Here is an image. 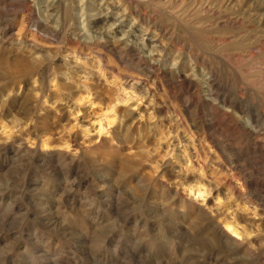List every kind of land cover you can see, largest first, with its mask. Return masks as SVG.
Masks as SVG:
<instances>
[{
  "label": "rangeland",
  "instance_id": "374dc122",
  "mask_svg": "<svg viewBox=\"0 0 264 264\" xmlns=\"http://www.w3.org/2000/svg\"><path fill=\"white\" fill-rule=\"evenodd\" d=\"M51 1L0 0V264H264V151L255 145L264 142V124L256 141L242 127L247 117L239 110L235 115L228 112L232 122L211 110L220 107L217 101L196 106L205 96L200 79L207 72L196 61L200 56L219 67V82L228 83L222 94L228 92L252 113L264 112V0H201L209 3V12L194 10V0L174 6L167 0L133 4L131 10L163 24L169 59L164 65L184 68L188 81L200 86L195 95L160 71L142 90L125 83L126 78H147L144 60L122 47L130 39L123 33L136 25L127 11L130 0H109L118 21L109 20L104 31L95 21L108 0H67L76 15L65 33L59 32L61 17ZM86 3L91 5L84 9ZM230 17L231 24L225 21ZM37 19H47L50 30L37 33ZM120 22V35L112 36ZM94 24L95 30L88 33ZM142 34L134 33L138 45L150 36L143 40ZM106 39L105 45H90ZM219 39L229 41L219 48ZM17 40L23 41V49ZM30 42L41 52L35 53ZM143 47L149 57V46ZM33 55L44 56L49 69L34 64ZM44 71L52 77L42 95L34 86ZM87 85L106 99L91 95L78 100ZM117 97L126 100L118 104L125 119L119 113L116 122L107 125L111 116L105 102ZM213 118L214 127L207 126ZM65 144L76 149L77 159L48 157L51 151H67ZM190 184L210 190L204 201L196 200L198 191L189 190ZM224 219L238 224L239 236L231 235L244 242L242 247L220 243L213 236L212 225L226 230Z\"/></svg>",
  "mask_w": 264,
  "mask_h": 264
},
{
  "label": "bare ground",
  "instance_id": "6f19581e",
  "mask_svg": "<svg viewBox=\"0 0 264 264\" xmlns=\"http://www.w3.org/2000/svg\"><path fill=\"white\" fill-rule=\"evenodd\" d=\"M4 1V0H3ZM9 1V0H8ZM36 1V0H35ZM50 1V0H49ZM72 1V0H71ZM74 1V0H73ZM112 1V0H111ZM115 1V0H114ZM154 0H140V2H138V1H135V0H130V4L127 6V11H129V14L128 15H134V17H135V20H136V25L135 26H133V28L131 29V30H128V31H126V33H123V34H127V36H128V38H130V39H127V41H123L122 42V44H123V46L122 47H124V48H126V49H128V50H130V51H132V52H135V54H137L138 56H140V58L142 59V60H144V64H145V66H146V70H144L143 72H144V74L147 76V78H144V80H143V77H142V79H137V78H131L130 80L129 79H125V83H127V84H129L131 87H137L138 89L139 88H141V90L142 89H144V88H146V81H148L149 80V78L152 76V74H156V72H162L163 74H165V75H167V77H169V79L173 82V83H178V82H180L183 86H186V88H187V92L189 93V94H196L197 92H198V87H200V86H198V85H195L194 83V81H188V75H186L184 72H183V69H181V68H179L177 65L179 64L178 62V64H174V65H176L177 67L176 68H173L172 66H170V65H164L166 62H168L169 61V59H167L168 58V55H167V51H166V48L167 47H165V45L163 44V37H162V33H163V30H164V28L165 27H163L161 24H158V23H156L155 22V20H154V18H153V16H148L147 18H146V15L144 14H141V13H138L136 10H134V8H133V10H131V8L133 7V4L135 3L136 5H141V3H150V2H153ZM167 1H169V4L170 5H172V6H174L177 2H181L182 4L184 3V0H167ZM191 1V0H190ZM189 1V2H190ZM7 2V1H6ZM5 2V3H6ZM76 2H78V0H76ZM106 3V5L107 6H105L104 8L101 6V9H100V14H101V17L99 18V19H97L96 21H95V23L96 24H98L99 22H101L102 24H103V27L101 26V29L104 31V29L106 28V26H105V24L109 21V20H111V19H113V21L114 22H117L118 21V18H117V15H115V14H113V10H112V6H111V4H112V2H110L109 0L108 1H105ZM208 2H209V0H208ZM3 3V2H2ZM114 3V2H113ZM116 3V2H115ZM114 3V4H115ZM154 3V2H153ZM165 3V2H164ZM163 3V4H164ZM186 3V2H185ZM191 3H193L192 1H191ZM190 3V4H191ZM13 4H15V3H13ZM26 4H28V3H26ZM74 4V3H73ZM79 4V3H78ZM78 4H76V5H78ZM178 4V3H177ZM181 4V5H182ZM189 4V3H188ZM9 5V4H8ZM29 5V4H28ZM32 5V4H31ZM49 5L51 6V8H52V10L53 11H55V10H57L58 11V14H59V16L61 17V23H60V27H59V32L61 31V32H66L67 30H69L70 29V27H71V20H72V17H73V15H76V14H71V9H70V4H69V2L67 1V0H52L50 3H49ZM48 5V6H49ZM89 5H91V4H89V3H86V6L85 7H83L84 9H86ZM146 5H148V4H146ZM211 5V4H210ZM17 6V5H16ZM23 6V5H22ZM33 6V5H32ZM82 6V5H81ZM120 6H121V3H120ZM120 6H119V8H120ZM126 6V5H125ZM169 6V5H168ZM18 7V6H17ZM26 7H28V6H26ZM155 7V6H154ZM157 7H159V6H157ZM193 7H194V10H198V11H200V12H209V8H211V6L209 7V3H203V1H201V0H194V3H193ZM213 7V6H212ZM35 8V7H34ZM46 8H48V7H46ZM98 8V7H97ZM96 7H95V9H97ZM115 9H118V6H115L114 7ZM170 8V7H169ZM183 8V7H182ZM215 8V7H214ZM28 10V13H30L31 11L33 12V10H32V8L31 7H28L27 8ZM125 9V8H124ZM162 9V8H161ZM163 9H164V7H163ZM213 9V8H212ZM73 10V9H72ZM76 10V9H75ZM111 10V11H110ZM171 10H172V8H171ZM193 10V11H194ZM214 10V9H213ZM36 11V10H35ZM48 11V10H47ZM150 11V10H149ZM167 11V10H166ZM216 11V10H215ZM31 12V13H32ZM49 12V11H48ZM47 12V13H48ZM110 12V13H109ZM117 12V11H116ZM115 12V13H116ZM172 12V11H171ZM173 12H174V10H173ZM2 13V12H1ZM28 13H25V14H27L28 15ZM46 13V14H47ZM56 13V12H55ZM168 13V12H167ZM176 13V12H175ZM178 13V12H177ZM177 13H176V15H177ZM199 13V12H198ZM197 13V14H198ZM51 14V13H50ZM108 14H110V15H108ZM121 14H123V15H126V13H125V11L123 12V13H121ZM120 13H119V15H121ZM157 14V13H156ZM165 14V13H164ZM216 14H217V12H216ZM220 14V13H219ZM225 14V13H224ZM1 15V14H0ZM26 15V16H27ZM52 15H55L53 12H52V14H51V16ZM57 15V14H56ZM151 15V14H150ZM188 15H189V13H188ZM222 15V14H221ZM10 16V15H9ZM32 16V15H31ZM169 16V15H168ZM180 16V15H179ZM218 16V15H217ZM228 16H229V14H228ZM11 17V16H10ZM28 17H29V15H28ZM46 17V16H45ZM126 17V16H125ZM128 17V16H127ZM126 17V19H128ZM173 17H175V20H176V16H173ZM172 17V18H173ZM194 17H196V16H194ZM194 17H193V19H194ZM221 17V16H220ZM8 18V17H7ZM30 18V17H29ZM33 18H34V14H33ZM49 18V17H48ZM54 18V17H53ZM75 18H76V16H75ZM156 18V17H155ZM172 18H171V20H172ZM183 18V17H182ZM182 18H180V19H182ZM186 18V17H185ZM189 18V17H188ZM198 18V17H197ZM213 18V17H212ZM233 18V17H232ZM36 19V18H35ZM35 19H34V21H35ZM125 19V18H124ZM160 19H161V17H160ZM166 19V18H165ZM187 19V18H186ZM200 19H204V18H200ZM234 19V18H233ZM2 20V19H1ZM45 20V19H44ZM159 20V19H158ZM162 20V19H161ZM174 20V19H173ZM197 20H199V19H197ZM197 20H194L193 22H195V21H197ZM216 20V19H215ZM76 21V20H75ZM112 21V22H113ZM125 21V20H124ZM166 21V20H165ZM177 21V20H176ZM227 23H232L234 20H232L231 19V17L230 18H228V19H226L225 20ZM30 22V21H29ZM50 22V21H49ZM192 22V21H191ZM190 22V23H191ZM199 22V21H198ZM200 22H202V21H200ZM219 21H217V23H218ZM222 22V21H221ZM236 22H238V20H236ZM24 23V22H23ZM34 23V22H33ZM56 23H58V22H56ZM76 23V22H75ZM75 23H73V24H75ZM185 23V22H184ZM203 23V22H202ZM201 23V24H202ZM28 24V23H27ZM96 24H94V25H92V27L90 26V27H88L86 30L88 31V33H91L92 31H93V29L95 30V28H96ZM112 24V23H111ZM179 24H181V22L179 23ZM185 24H187V21H186V23ZM205 24V23H204ZM220 24V23H219ZM224 24V23H223ZM234 24V23H233ZM9 25V24H8ZM25 25V24H24ZM30 25V24H29ZM145 25V28H147V29H145L143 26ZM199 25V24H198ZM5 26V25H4ZM23 26V25H22ZM27 26V25H26ZM57 26V25H56ZM74 26H76V24L74 25ZM100 26V25H99ZM110 26V25H109ZM179 26V25H178ZM184 27H185V25H183ZM196 26V25H195ZM221 26V25H220ZM226 26V25H225ZM237 26V25H236ZM23 27H25V26H23ZM23 27H22V29H23ZM50 25H48L47 24V19H46V21L45 22H43V20L41 21L40 19H37V21H36V23H35V31L37 32V33H39V32H46V31H48V30H50ZM77 27H79V26H77ZM111 27V26H110ZM123 27H124V23L123 22H120V25L118 26V27H116V29H114V31L112 32L113 33V35L112 36H114V34H119V32L123 29ZM9 28V27H8ZM169 28V27H168ZM186 28V27H185ZM197 28V27H196ZM204 28V27H203ZM202 27H201V30L203 29ZM205 28H206V26H205ZM6 29V28H5ZM4 29V30H5ZM57 29V28H56ZM84 29V28H83ZM83 29H81V30H83ZM98 29V28H97ZM200 30V31H201ZM9 31V30H8ZM166 31V30H165ZM164 31V32H165ZM188 31V30H187ZM218 31V30H217ZM6 32V31H5ZM57 32H58V30H57ZM68 32V31H67ZM143 33L142 34V39L144 40V36H146V35H148V34H150V36H148L147 37V39H146V43H144V44H139L138 45V42H139V39H137L135 36H134V33ZM149 32H152V33H149ZM190 32V31H189ZM205 32V31H204ZM7 33V32H6ZM49 33V32H48ZM104 33V32H103ZM102 33V34H103ZM106 33V32H105ZM108 33H110V32H108ZM176 33V32H175ZM197 33V32H196ZM4 34V33H3ZM44 34V33H43ZM47 34V33H46ZM51 34V33H50ZM63 34V33H62ZM61 34V35H62ZM94 34V33H93ZM190 34V33H189ZM198 34V33H197ZM205 34V33H204ZM34 35V34H33ZM65 35V34H64ZM91 35V34H90ZM95 35V34H94ZM120 35V34H119ZM175 35V34H174ZM191 35V34H190ZM196 35V34H195ZM202 35V34H201ZM211 35V34H210ZM7 36H9V35H7ZM59 36V35H58ZM68 36V35H67ZM102 36V35H101ZM118 36V35H117ZM127 36H126V38H127ZM137 36V35H136ZM139 36H140V34H139ZM194 36V35H193ZM200 36V35H199ZM204 36V35H203ZM224 36L226 37V34L224 33ZM228 36V35H227ZM87 37H89V35L87 36ZM97 37V36H96ZM105 37V36H104ZM109 37V36H108ZM123 37V36H122ZM167 37H170V36H167ZM209 37V36H208ZM4 38V37H3ZM7 38V37H6ZM23 38H25V37H23ZM94 38V37H93ZM98 38H99V36H98ZM103 38V37H102ZM124 38V37H123ZM132 38V39H131ZM18 39V38H17ZM20 39V38H19ZM88 39V38H87ZM99 39H101V38H99ZM105 39V38H104ZM116 39V38H115ZM120 39V38H119ZM165 39V38H164ZM173 39V38H172ZM194 39V38H193ZM197 39V38H196ZM227 39H228V37H227ZM24 40V39H23ZM37 40V39H36ZM66 40V39H65ZM103 40V39H102ZM107 40H109V39H106V40H104V42L103 43H101L100 44V42L99 41H94L93 43H91L90 42V45H92V44H99V45H105V43L106 42H108ZM111 40H114V39H111ZM110 40V41H111ZM162 40V41H161ZM202 40V39H201ZM210 40V39H209ZM120 41V40H119ZM194 41H196V40H194ZM211 41V40H210ZM209 41V42H210ZM214 41H217V40H214ZM229 41V40H228ZM228 41H225V40H221L220 41V39H219V41H217V42H219L218 44H219V48H222V47H224L225 45H226V42H228ZM235 41V40H234ZM245 41V40H244ZM17 42L19 43V46H20V48L21 49H23L24 48V45H22V43H23V41L22 42H20L19 40H17ZM67 42V41H66ZM65 42V43H66ZM75 42V41H74ZM116 42V41H115ZM170 42V41H169ZM198 42H199V40H198ZM197 42V43H198ZM1 43V42H0ZM32 45H31V48H32V50L33 51H35V53H37L38 54V48L40 47V46H38V44H36L35 42H30ZM141 43V42H140ZM177 43V42H176ZM179 43V42H178ZM196 43V42H195ZM215 43V42H214ZM12 44V43H11ZM64 44V43H63ZM117 44V43H116ZM115 44V45H116ZM172 44V43H171ZM170 44V45H171ZM210 44V43H209ZM252 44V43H251ZM256 44V43H255ZM264 44V43H263ZM69 45H70V43H69ZM77 45V44H76ZM79 45V44H78ZM114 45V44H113ZM142 45V46H141ZM143 45L145 46V45H148L149 47V51H148V55H149V57H146V56H144V47H143ZM179 45V44H178ZM180 45H182L181 43H180ZM185 45V44H184ZM189 45V44H188ZM210 45H212V44H210ZM213 45H215V44H213ZM231 45V44H230ZM63 46V45H62ZM168 46V45H167ZM173 46V45H172ZM229 46V45H228ZM30 47V46H29ZM67 47V46H66ZM74 47V46H73ZM80 47V46H79ZM89 47V46H88ZM94 47V46H93ZM92 47V48H93ZM183 47V46H182ZM214 47V46H213ZM233 47V46H232ZM246 47V46H245ZM255 47V46H254ZM28 48V47H27ZM82 48V47H81ZM104 48V47H103ZM110 48V47H109ZM173 48V47H172ZM184 48V47H183ZM189 48V47H188ZM215 48V47H214ZM217 48V47H216ZM231 48V47H230ZM234 48V47H233ZM237 48V47H236ZM239 48H241V47H239ZM259 48V47H258ZM70 49V48H69ZM179 47H178V51H179ZM201 49H202V47H201ZM242 49V48H241ZM246 49V48H245ZM26 50V49H25ZM53 50V49H52ZM71 50V49H70ZM118 50V49H117ZM184 50V49H183ZM211 51H212V49H210ZM217 50H219V49H217ZM217 50H215V52L217 51ZM226 50V49H225ZM231 50V49H230ZM235 50V49H234ZM233 50V51H234ZM251 50V49H250ZM257 50H259V49H257ZM262 50V49H261ZM168 51H170V50H168ZM188 51V50H187ZM228 51V50H227ZM235 51H238V49L237 50H235ZM246 51H247V49H246ZM21 52V51H20ZM39 52H41V51H39ZM52 52V51H51ZM55 52V51H54ZM79 52V51H78ZM116 52V51H115ZM125 52H126V50H125ZM124 52V53H125ZM171 52V51H170ZM173 52V51H172ZM189 52V51H188ZM187 52V53H188ZM199 52V51H198ZM203 52H205V51H203ZM259 52H260V50H259ZM45 53V52H44ZM117 53V52H116ZM143 53V54H142ZM176 53V52H175ZM174 53V54H175ZM213 53V52H212ZM211 53V54H212ZM217 53V52H216ZM223 53V52H222ZM227 53V52H226ZM32 54V53H31ZM75 54H76V52H75ZM118 54V53H117ZM121 54V53H120ZM171 54H173V53H171ZM178 54H180V53H178ZM185 54V53H184ZM184 54H183V56H184ZM196 54V53H195ZM206 54V53H205ZM209 54H210V52H209ZM214 54V53H213ZM224 54V53H223ZM229 54H230V52H229ZM229 54H227V56H230ZM239 54V53H238ZM249 54V53H248ZM60 55V54H59ZM68 55V54H67ZM137 55H135V56H137ZM176 55H177V53H176ZM186 55L187 54H185V57H186ZM208 55V54H207ZM240 55H243V53L242 54H240ZM245 55V54H244ZM252 55V54H251ZM30 56V55H29ZM169 56H170V54H169ZM179 56V55H178ZM182 56V55H181ZM202 56H203V53H202ZM216 56V55H215ZM226 56V55H225ZM226 56V57H227ZM239 55H237V57H238ZM250 56V55H249ZM73 57V56H72ZM187 57H188V55H187ZM194 57V56H193ZM192 57V58H193ZM243 57V56H242ZM251 57H253V56H251ZM21 58V57H20ZM24 58H26V57H24ZM43 58H45L44 56H41V59L40 58H38V56H36V55H33V57L31 58L32 59V61L34 62V64H37V63H39V65L40 66H42L43 67V69L44 68H48V65H47V61H45V59L44 60H42ZM66 58V57H65ZM176 58H177V56H176ZM175 58V59H176ZM188 58H191V57H188ZM216 58V57H215ZM218 58V57H217ZM230 58V57H229ZM228 58V59H229ZM235 58V57H234ZM30 59V60H31ZM80 59V58H79ZM138 59V58H137ZM174 59V60H175ZM178 59H180V58H178ZM195 59V58H194ZM224 59V58H223ZM56 60V59H55ZM177 60V59H176ZM186 60V59H185ZM232 60V59H231ZM66 61V60H65ZM196 61H200V63L202 64L201 65V67L203 66L204 67V71L206 72L205 74H203V73H201V76H202V78L200 79L201 81H202V84L204 85V88H205V96L204 97H199L198 98V100L200 101V102H198V103H196V106L198 105V106H200V105H203V103H205V102H208V101H214V102H216L217 101V103L220 105V107H218L217 105L215 106H212V109L211 110H213L214 112H222V117L224 116L225 118H227V119H230L232 122H235V120L233 119V118H231L230 117V114L228 113V112H232L233 114L235 113V112H237V110H239V113H241L242 115L244 114V115H246V117H247V120L245 121L246 123H244V125L242 126L243 128H245V131L246 132H248V134L250 133L251 135H255L256 136V141H259L258 139V135H260V133L262 132H260V126H262L261 124H264V112L263 111H261V110H257V109H254L253 111H254V113H252L251 111H249V109H248V107L246 108V106H242L241 104H236V102L237 101H235V100H232V96H228V94L227 93H225V94H222V91H223V88H222V86H227L228 85V83H224V84H222V83H220L219 82V70H218V68L217 67H215L214 66V63H212V61L210 60V59H208V58H206V57H203V58H200V56H199V58H197L196 59ZM195 61V62H196ZM215 61H217V60H215ZM51 62H53V61H51ZM78 62V61H77ZM101 62V61H100ZM173 62H175V61H173ZM180 62V61H179ZM192 62H194V61H192ZM227 62V61H226ZM230 62V61H229ZM54 63V62H53ZM176 63V62H175ZM181 63V62H180ZM197 63V62H196ZM71 64V63H70ZM172 64V63H171ZM195 64V63H194ZM230 64V63H229ZM52 65V64H51ZM137 65V64H136ZM165 66L164 68L162 67V66ZM181 65V64H180ZM183 65V64H182ZM181 65V66H182ZM199 65V64H198ZM72 65H70V67H71ZM78 66H79V64H78ZM77 66V67H78ZM140 66V65H139ZM197 66V65H196ZM54 67V66H53ZM67 67V66H66ZM186 67V66H185ZM74 68V67H73ZM101 68V67H100ZM139 68V67H138ZM187 68L188 67H186V70H187ZM193 68H195V67H193ZM49 69V68H48ZM51 69V68H50ZM72 69V68H71ZM144 69V68H143ZM190 69H192V68H190ZM189 69V71H191ZM69 70H70V68H69ZM102 70V69H101ZM197 70V69H196ZM199 70V69H198ZM201 70H203L202 68H201ZM68 71V70H67ZM140 71V70H139ZM189 71H188V73H189ZM66 72V71H65ZM195 72V71H194ZM87 73V72H86ZM89 73V72H88ZM187 73V74H188ZM68 74V73H67ZM127 74V73H126ZM194 74V73H193ZM192 74V75H193ZM41 75V76H40ZM91 75V74H90ZM89 75V76H90ZM105 75V74H104ZM160 75V74H159ZM223 75V74H222ZM68 76H70V75H68ZM103 76V75H102ZM134 76H136L135 74H134ZM156 76V75H155ZM200 76V77H201ZM51 77H52V75H50V74H48L47 72H42V73H40L39 74V76H37L36 78H35V84H37L36 86H34L35 88V91H37V94L38 93H40V94H44V84H45V82L46 81H48V82H50L51 81ZM88 77V76H87ZM138 77V76H137ZM165 77V76H164ZM190 77V76H189ZM192 77H194V76H192ZM192 77H190V78H192ZM222 78V77H221ZM65 79V78H64ZM70 79V78H69ZM88 79V78H87ZM86 79V80H87ZM90 79V78H89ZM88 79V80H89ZM97 79V78H96ZM118 79V78H117ZM158 79V78H157ZM160 79H161V77H160ZM193 79V78H192ZM239 79V78H238ZM32 80H33V77H32ZM66 80V79H65ZM68 80V79H67ZM163 80H165V79H163ZM199 80V79H198ZM27 81V80H26ZM91 81V80H90ZM106 81V80H105ZM108 81V80H107ZM110 81V80H109ZM116 81V80H115ZM114 81V82H115ZM120 81V80H119ZM152 81V80H151ZM153 81H155V80H153ZM23 82V81H22ZM31 82V81H30ZM85 82H87V81H85ZM161 82V81H160ZM194 82V83H193ZM232 82V81H231ZM235 82V81H234ZM237 82H239L238 80H237ZM240 82H241V80H240ZM239 82V83H240ZM109 83V82H108ZM156 83V82H155ZM197 83H199V82H197ZM201 83V82H200ZM111 84V83H110ZM123 84L124 83H122V86H123ZM237 84V83H236ZM53 85V84H52ZM94 85V84H93ZM113 85V84H112ZM126 85V84H125ZM170 85V84H169ZM201 85V84H200ZM248 85L249 86H251L250 84H247V87H248ZM264 85V84H263ZM91 86L92 85H87V87L85 86V88L83 89V92L82 93H80V94H78L79 95V97H78V100L79 99H91V98H89L91 95H95V93L97 92L96 91V89L94 90V92H93V89L91 88ZM117 86V85H116ZM172 86V85H171ZM180 86V85H179ZM93 87H95V86H93ZM124 87V86H123ZM127 87V86H126ZM129 87V86H128ZM148 87V86H147ZM257 87V86H256ZM261 87V86H260ZM231 88V87H230ZM252 88V87H251ZM262 88V87H261ZM264 88V87H263ZM263 88H262V90H263ZM26 89V88H25ZM173 89V88H172ZM81 90V89H80ZM128 89H126V91H127ZM181 90V89H180ZM200 90V89H199ZM227 90H229V89H227ZM255 90V89H254ZM123 91L125 92V89H123ZM183 91V90H182ZM100 92V91H99ZM133 92V91H132ZM138 92V91H137ZM229 92H230V90H229ZM240 92H241V90H240ZM248 92V91H247ZM104 93V92H103ZM126 94L124 95V96H128L129 95V93H128V91L127 92H125ZM131 93V92H130ZM135 93V92H134ZM133 93V94H134ZM148 93H149V91H148ZM200 93V92H199ZM85 94H86V96H85ZM124 94V93H123ZM201 94V93H200ZM103 95V94H102ZM101 95V96H102ZM105 95V94H104ZM131 95V94H130ZM203 95H204V93H203ZM240 95V94H239ZM245 95V94H244ZM252 95V94H251ZM38 96V95H37ZM133 96V95H132ZM248 96V95H247ZM253 96V95H252ZM262 96V95H261ZM41 97V96H40ZM95 97H100V95L99 94H96L95 95ZM104 97V96H103ZM108 97V96H107ZM250 97V96H249ZM101 98V97H100ZM40 99V98H39ZM104 100V99H106V97L105 98H101V100ZM128 99V98H127ZM77 100V99H76ZM76 100H75V102H76ZM100 100V99H99ZM98 100V101H99ZM93 101H95V100H93ZM247 101V100H246ZM245 101V102H246ZM251 101V100H250ZM257 101V100H256ZM46 102V101H45ZM92 102V101H91ZM90 102V103H91ZM104 102V101H103ZM121 102H126V100H124L123 98H120V97H117V98H110V99H107V101L105 102V105H106V107L108 108V113L110 114L109 116H111L110 117V120L107 122L108 124L107 125H111L112 123H114V122H116L115 120H117V116H118V114L120 113V115H121V119L122 120H124L125 119V115H122L121 114V109H119L118 108V104L119 103H121ZM247 103V102H246ZM45 104V103H44ZM93 104H95V103H93ZM124 104H126V103H124ZM189 104V103H188ZM188 104H187V106H188ZM192 104V103H191ZM211 104V103H210ZM39 105V104H38ZM194 106V105H193ZM186 107V106H185ZM195 107V106H194ZM187 108V107H186ZM197 108H199V107H197ZM208 108V107H207ZM226 108V109H225ZM256 108V107H255ZM235 109H237V110H235ZM190 110V109H189ZM195 110V109H194ZM202 110H203V108H202ZM202 110H201V112H202ZM223 110V111H222ZM196 111V110H195ZM124 112V111H123ZM204 112V111H203ZM212 112V111H211ZM196 113V112H195ZM198 113V112H197ZM216 114V113H215ZM236 114V113H235ZM234 114V115H235ZM104 115H106V114H104ZM119 115V116H120ZM205 115H207V114H205ZM243 115V116H244ZM199 116H201V115H199ZM212 116V115H211ZM218 116V115H217ZM208 117V116H207ZM218 117H220V116H218ZM221 118V117H220ZM224 118V119H225ZM105 119H106V117H105ZM196 119V118H195ZM215 118H213V119H211L208 123V125L207 126H213L214 127V122H215V120H214ZM108 120V119H107ZM106 120V121H107ZM218 120V119H217ZM222 120V119H221ZM220 120V121H221ZM126 121V120H125ZM197 121V120H196ZM203 121V120H202ZM206 121V120H205ZM230 121V122H231ZM207 122V121H206ZM218 122V121H217ZM222 123H223V121H221ZM229 122V121H228ZM243 122V121H242ZM196 123V122H195ZM198 123V122H197ZM224 124V123H223ZM222 124V125H223ZM234 124V123H233ZM236 125H237V123H235ZM243 124V123H242ZM199 125H200V123H199ZM241 125V124H240ZM240 125H239V127H240ZM220 125H218V128L220 129V127H219ZM232 126V125H231ZM238 126V125H237ZM201 127V126H200ZM235 127V126H234ZM238 127V128H239ZM105 128V127H104ZM205 128V127H204ZM217 128V127H216ZM262 128V127H261ZM103 129V127L101 126L100 127V130H102ZM215 128H213V130H214ZM236 129V128H235ZM241 129V128H240ZM212 130V131H213ZM237 130V129H236ZM210 131V130H209ZM218 131V130H217ZM206 132H207V130H206ZM216 132V131H215ZM262 135H264V134H262ZM261 136V135H260ZM252 138V137H251ZM254 139V138H253ZM69 140V139H68ZM249 140V139H248ZM17 141V140H16ZM19 141V140H18ZM71 141V140H70ZM252 141V140H251ZM251 141H249V142H251ZM43 142V141H42ZM65 142V141H64ZM253 142H254V140H253ZM36 143V142H35ZM49 143V142H48ZM262 143H264V142H262ZM262 143H260V142H255V145H257V147H259L260 149H262L263 151H264V144H262ZM33 144V143H32ZM262 144V145H261ZM28 145V144H27ZM38 145V144H37ZM42 145V144H41ZM66 145V144H65ZM71 145V144H70ZM70 145L69 144H67L66 146V150L67 151H51V152H46V153H48V157L49 158H56V159H58L59 161H64L65 162V160H67V158L68 157H71L72 158V160H75V159H77L76 158V149H74V152H73V150L71 151V150H69V147H70ZM25 146V145H24ZM31 146H33V145H31ZM48 146V144H47V141L43 144V147L42 148H45V147H47ZM56 146V145H55ZM217 146V145H216ZM36 148V147H35ZM39 148V147H38ZM59 148V147H58ZM61 148V147H60ZM46 149V148H45ZM23 150V149H22ZM254 150V149H253ZM252 150V151H253ZM255 151V150H254ZM7 152V151H6ZM73 152V153H72ZM83 152V151H82ZM235 152V151H234ZM259 152V151H258ZM70 153H72V154H70ZM263 153V152H262ZM40 155V154H39ZM240 155V154H239ZM238 155V156H239ZM245 155V154H244ZM243 155V156H244ZM264 155V154H263ZM78 157V156H77ZM242 157V156H241ZM261 158V157H260ZM70 160V159H69ZM53 161V160H52ZM56 163V162H55ZM46 164V163H45ZM57 164V163H56ZM78 164V163H77ZM63 166V165H62ZM56 167V166H55ZM60 167V166H59ZM64 167V166H63ZM69 167V166H68ZM68 167H66V168H68ZM233 167V166H232ZM70 168V167H69ZM238 168V167H237ZM58 170V169H57ZM69 171V170H68ZM233 171V170H232ZM67 172V171H66ZM57 173V172H56ZM64 173V172H63ZM60 174V173H59ZM66 174H68V173H66ZM239 174V173H238ZM65 176H67V175H65ZM236 177V176H235ZM246 182V181H245ZM243 183V182H242ZM244 185V184H243ZM196 188V191H198V194H197V196H196V200L198 199V200H200L201 198H203V200L202 201H204V199L206 198V196L208 195V193L210 192V190L208 189V188H206L205 186H204V184H198V185H192V184H190V186L188 187V189L190 190H192L193 191V188ZM238 187V186H237ZM33 189V188H32ZM238 189V188H237ZM233 190H234V188H233ZM235 191V190H234ZM233 191V192H234ZM242 190H240L239 192H241ZM258 191V190H257ZM66 192V191H65ZM236 192V191H235ZM255 193V192H254ZM255 194H258L257 192L255 193ZM260 194V193H259ZM234 195H237V194H234ZM256 196V195H255ZM261 196V195H260ZM252 197V196H251ZM258 197V196H257ZM250 201V200H249ZM250 203H252V202H250ZM255 203V202H254ZM259 204V203H258ZM253 205V204H252ZM255 205V204H254ZM201 206V205H200ZM256 206V205H255ZM258 206V205H257ZM256 208V207H255ZM258 208V207H257ZM256 208V209H257ZM201 210V209H200ZM207 210H209V209H207ZM202 211L206 214V211L204 210V208H203V206H202ZM210 211V210H209ZM252 211V210H251ZM202 213V212H201ZM254 213H257L256 211H254ZM211 214V213H210ZM209 215V214H208ZM211 216V215H210ZM207 217V216H206ZM212 217L213 216H211V219H212ZM215 217V216H214ZM229 219V218H228ZM228 219H224L223 220V223H224V227L226 228V230H223V228L221 227V224H216V225H212V233H214V235L213 236H215L216 237V239L220 242V243H223V244H226V245H235V246H237V247H242L243 246V244H244V242L243 241H239L238 240V238H233V236L231 235V234H234V235H237V236H239V226H238V224L237 223H235L233 220H228ZM208 220V219H207ZM210 221V220H209ZM214 221H216V218H214ZM212 222H213V220H212ZM221 222V221H220ZM218 223V222H217ZM213 224V223H212ZM256 224V223H255ZM260 224V223H259ZM210 225V224H209ZM209 227V226H208ZM259 229H260V227H259ZM215 239V240H216ZM228 246V247H229ZM230 248V247H229ZM257 248V247H256ZM249 249V248H248ZM247 249V250H248ZM240 250H241V248H240ZM245 251H246V249H245ZM240 252V251H239ZM250 252H252L251 250H250ZM259 252V251H258ZM260 252H262V251H260ZM264 252V251H263ZM263 254V253H262ZM258 256V255H257ZM263 257V256H262ZM261 258V257H260ZM262 259V258H261ZM264 260V259H263Z\"/></svg>",
  "mask_w": 264,
  "mask_h": 264
}]
</instances>
